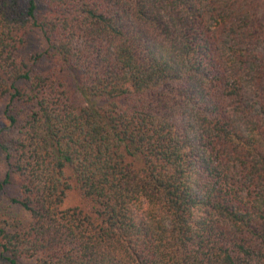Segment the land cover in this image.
Masks as SVG:
<instances>
[{
    "label": "trees",
    "instance_id": "1",
    "mask_svg": "<svg viewBox=\"0 0 264 264\" xmlns=\"http://www.w3.org/2000/svg\"><path fill=\"white\" fill-rule=\"evenodd\" d=\"M0 101L7 264H264V0H0Z\"/></svg>",
    "mask_w": 264,
    "mask_h": 264
},
{
    "label": "rangeland",
    "instance_id": "2",
    "mask_svg": "<svg viewBox=\"0 0 264 264\" xmlns=\"http://www.w3.org/2000/svg\"><path fill=\"white\" fill-rule=\"evenodd\" d=\"M24 2V1H23ZM24 4V3H23ZM25 47L23 53L25 55H34L42 53L45 48L39 32L30 28L25 35ZM42 64H46V60L42 59ZM40 65V63L38 64ZM40 67V66H39ZM6 125V122L2 115V102L0 101V129ZM6 174V166L4 163L3 153L0 151V226L5 222H9L12 218H21L23 221L27 219L25 212L20 210L17 206L11 204L10 198L18 195V187L15 177H10L8 183H3ZM80 199L78 197L77 190H69L63 199L62 208H69L79 204ZM0 264H7L0 258ZM21 264H32L30 259H21Z\"/></svg>",
    "mask_w": 264,
    "mask_h": 264
}]
</instances>
